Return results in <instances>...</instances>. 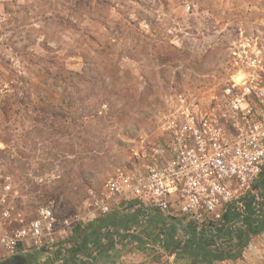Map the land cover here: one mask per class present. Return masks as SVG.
<instances>
[{
	"label": "rangeland",
	"instance_id": "1",
	"mask_svg": "<svg viewBox=\"0 0 264 264\" xmlns=\"http://www.w3.org/2000/svg\"><path fill=\"white\" fill-rule=\"evenodd\" d=\"M242 34L264 41V0H0V192L11 176L23 212L78 205L143 142L169 141L186 113L214 106ZM37 85L72 115L37 121ZM98 221L38 252L42 264L200 260L173 250L160 218L100 231ZM175 233L186 241L188 230Z\"/></svg>",
	"mask_w": 264,
	"mask_h": 264
},
{
	"label": "built area",
	"instance_id": "2",
	"mask_svg": "<svg viewBox=\"0 0 264 264\" xmlns=\"http://www.w3.org/2000/svg\"><path fill=\"white\" fill-rule=\"evenodd\" d=\"M229 56L231 79L211 109L186 113L169 141L143 142L129 164L90 188L75 208L40 205L23 212L12 178L6 176L0 192V256L60 250L76 228L132 201L174 225L184 218L221 227L226 212L245 213L246 199H252L264 173V41L242 34ZM208 264H264V228L236 256Z\"/></svg>",
	"mask_w": 264,
	"mask_h": 264
},
{
	"label": "trees",
	"instance_id": "3",
	"mask_svg": "<svg viewBox=\"0 0 264 264\" xmlns=\"http://www.w3.org/2000/svg\"><path fill=\"white\" fill-rule=\"evenodd\" d=\"M55 74H57V73H55ZM62 77H63L62 74H57L55 76L56 79L57 78L61 79ZM73 78H74V76L68 77V79H73ZM45 90H46L45 86L39 87V85H37L33 90V93H35V97H36L35 101H33V103H34L33 108L39 114H42L40 116V118L36 117L37 121H42V122L47 123V121H46L47 116L49 118L53 117V118H51L53 120H57V118H59V117H65L67 115H72V110L68 109L67 107H64L62 102H60V101L57 102V99H55V97H53V98L46 97L47 93ZM69 105H71V104H69ZM51 125L54 126V123H52ZM1 152H4V151L0 150V153ZM20 166L23 168L24 173H25V174H23V178L26 180V182L30 181V179L28 178V175L26 174L28 167L26 166V164H21ZM3 181H4V179L1 182H3ZM262 182H264V179L262 180ZM35 187H36V184H32V188H34L33 190H35ZM246 200H247L246 201V211H245L246 215L243 219L246 237L239 243H231L230 242L228 244L222 245L221 246L222 250L217 252V253H213V252L210 253L208 251L201 252V251H203L201 249H202V246H204V245H198L196 247H193L192 248L193 253H197V255H200L201 257L203 256L202 261L197 262L198 264H208V263H212L214 260H217V259L232 258V257L236 256V254H238V250L240 249L242 244L245 241H247L253 233H257L260 229L264 228V211L260 214H257L256 211L254 210L253 206H252L253 199L247 198ZM18 201H19V199H18ZM75 206L76 205L73 204L71 206V208H69V210L72 208H75ZM224 218H225V220L227 219L229 222L235 221L236 219L239 218V212L236 210L228 211L225 213ZM110 219H112V218H110ZM235 222H232V223H235ZM216 224L210 223L209 225L215 226ZM118 225L121 226L120 224H118ZM222 228L223 229H221L220 232H218V233H222V231L226 232L229 230L228 229L229 226H223ZM77 229H78V231H77ZM80 229H81L80 227L76 228L77 233L79 232ZM97 230H100L99 226H97ZM168 232H169L170 236L173 238L172 245H174V247H175V249H173V250L177 251V249L181 246V244H180V242H178V240L175 237V228L172 226L171 228H169ZM227 234H230L229 231L227 232ZM199 236H200L201 241H202L203 234H200ZM84 244H85V238L83 239V241H81L78 250L84 249L85 248ZM187 246H186V249H187ZM196 249L198 251H196ZM189 253L191 254V251H189Z\"/></svg>",
	"mask_w": 264,
	"mask_h": 264
},
{
	"label": "flooded vegetation",
	"instance_id": "4",
	"mask_svg": "<svg viewBox=\"0 0 264 264\" xmlns=\"http://www.w3.org/2000/svg\"><path fill=\"white\" fill-rule=\"evenodd\" d=\"M263 179H264V173L261 175L257 184L255 185L254 193L251 195L252 199L254 200L252 206L257 214L262 213L263 212L262 209L264 208V187H263L264 182H262ZM260 182L262 186L256 188V186L259 185ZM245 215L246 214L244 212H239V218L235 220L237 222L235 221L229 222L227 219L225 220L226 223L224 225L229 226L228 231L230 234H227L228 231L226 232L222 231V233H218L220 232L221 229H223L222 227L224 225L221 227L218 226L211 227V226L201 225L196 220L193 219L181 218L179 219V221H182L186 226L185 229L188 230L186 236L187 239L186 241H182L181 237L177 235V233H175V237L178 240V242H180L181 246H184V249H186V246L188 245L187 246L188 251H192V248L198 245H204L202 246L201 250L203 251L201 252L208 251L210 253L211 252L217 253L222 250L221 249L222 245L228 244L230 242L239 243L246 237V232L244 230L245 228L243 223V219ZM160 222L163 227L170 226L171 228L173 226L176 230V226L174 224L161 220ZM200 234H203L202 241L199 236ZM196 251L198 250L196 249ZM38 252H41V250L28 249L25 251H19L12 256L3 254L2 256H0V264H42L44 261L43 259H40L39 256L37 255ZM47 254H50L53 257L54 253H47ZM190 256L192 257V259L193 258L195 259V257H197L198 259H200L199 261H202V257H203L197 255V253H191ZM199 261L197 260L196 262Z\"/></svg>",
	"mask_w": 264,
	"mask_h": 264
},
{
	"label": "crops",
	"instance_id": "5",
	"mask_svg": "<svg viewBox=\"0 0 264 264\" xmlns=\"http://www.w3.org/2000/svg\"><path fill=\"white\" fill-rule=\"evenodd\" d=\"M123 210H124V213H121V215L124 217H121V215H119L120 214L119 212L123 211ZM110 218H112V219H110ZM157 218H160V220L162 221V217L156 211H154L152 209L145 208V207H140L136 201H132L128 205H125V206L121 207L120 209L97 219L96 221H98V220L99 221L94 226V228H95V230H97V226L100 227L101 224L102 225L103 224H105V225L114 224L115 226H118V227H125L126 225H128L127 222L132 223V224H134L136 222V220L137 221L141 220L143 223H145L146 221L155 222V220ZM96 221H94V222H96ZM118 224H120L121 226H119ZM100 229H101V227H100ZM98 231H100V230H98ZM88 237H91V236L89 235V233L87 231H85L83 236H82L81 241H83L84 238L86 241V239ZM79 252H82V250L78 251V253ZM174 254H175V252H174Z\"/></svg>",
	"mask_w": 264,
	"mask_h": 264
},
{
	"label": "water",
	"instance_id": "6",
	"mask_svg": "<svg viewBox=\"0 0 264 264\" xmlns=\"http://www.w3.org/2000/svg\"><path fill=\"white\" fill-rule=\"evenodd\" d=\"M175 226H176V228H178V230H180L181 228H186V226L185 225H181L180 223H178L177 221H175Z\"/></svg>",
	"mask_w": 264,
	"mask_h": 264
}]
</instances>
